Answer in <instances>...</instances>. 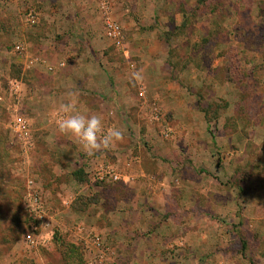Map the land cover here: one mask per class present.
<instances>
[{"label": "rangeland", "instance_id": "obj_1", "mask_svg": "<svg viewBox=\"0 0 264 264\" xmlns=\"http://www.w3.org/2000/svg\"><path fill=\"white\" fill-rule=\"evenodd\" d=\"M172 1L179 11L153 3L154 16L149 0L88 1L100 50L81 71L103 79L116 105L104 127L123 132L92 156L59 131L63 114H38L20 95L47 90L35 79L51 77L47 65L35 69L45 60L30 65L31 48L15 50L25 34L39 37L24 13L55 5L0 1V264H264V0ZM109 20L122 29L120 46L106 35ZM52 29L40 35H67ZM11 81L28 88L17 94ZM16 116L30 122L29 145L12 129ZM101 170L123 180L97 182ZM29 192L40 193L49 223L33 247L26 236L41 223ZM93 231L103 258L86 243Z\"/></svg>", "mask_w": 264, "mask_h": 264}, {"label": "crops", "instance_id": "obj_2", "mask_svg": "<svg viewBox=\"0 0 264 264\" xmlns=\"http://www.w3.org/2000/svg\"><path fill=\"white\" fill-rule=\"evenodd\" d=\"M15 1L16 0H14V2ZM88 1L89 0H30L31 3L36 2L38 5L40 4L42 9H45V7H47L48 5L51 6V4L53 6L55 5V7L52 6L53 10L50 12H45L44 10L38 12L41 22L46 20L53 21L49 23L48 26L43 22L42 27L40 26L41 22L39 21L37 27V32L38 30L39 32L36 34L39 37L32 40L28 34H25V43L23 44L27 46V51H29V48H31V53L34 54L33 57L36 56L37 59H40L42 61L45 60L46 62V64L44 65L35 66V69L43 72L41 69L47 71L48 66L49 72H47L51 75V77L45 78L43 77V73V75H38L39 77L35 79L36 83L40 82L41 79H43V81L41 82L44 85L46 84L48 86V88L46 86L47 90L45 89V87L38 88V85L35 89H33V87L28 88L27 85L23 84V82L19 83L16 81H11L10 86L12 90H14L17 94L19 93V90L22 91L28 88L26 96L20 94L22 100H24L23 104H25V101H37V104L42 106L37 107L40 111L38 112V114L42 113L47 115V112H49L48 115L51 116L63 114L59 111L60 105L62 103L74 101L77 110H79L81 113L85 115H99L102 117L104 123V114L108 115L109 112L107 113V110L108 108H111L109 107L110 104L108 103L116 106L115 104H113V96L110 97V95H106L104 98L103 79L92 78L88 75L83 76L84 71H81L84 65H86L89 69L94 66L96 62H98V60L95 61V53L97 50H100L98 49L99 45L94 44V42L97 40L96 30L94 29L92 22L89 21L88 18L89 16H91V14L96 13L94 12L96 6H90L88 4ZM98 2L100 3V7L104 9V0H98ZM149 2L154 7L153 16L155 13H157V15H160V12H158L153 3L162 4L166 8L169 7V11L171 12H173L172 9L174 6L177 11H179L178 7H180V5L173 2L172 0H153V2L152 0H149ZM100 13L103 14V12L101 11ZM66 21H73L74 24L70 25V28H68L66 26ZM54 26L58 27V29H56L57 32L61 34H67L66 37H60L57 39L55 35L53 37V40L49 41L47 39V36H50L48 33L47 35H45V33L43 35H40L42 31H46L47 27H49L48 29H50L48 31L52 32V27ZM75 36L85 38L82 39L83 45L82 43L80 44L75 41ZM27 40L29 42H27ZM88 57L91 60H88ZM97 65L100 67L99 64ZM50 66H52L53 69H50ZM50 83L51 86H49ZM66 84H74L76 90H69V92H67L68 95L66 94V92H61L62 90L60 88L64 89L63 87L66 86ZM76 85H79V87H76ZM72 93H75L76 95L72 96ZM3 99L4 98L0 97L1 101ZM115 99H117L116 95ZM52 101L54 102L55 107L53 108L55 109H52ZM49 120L50 119H48V121ZM51 122L53 123L52 120ZM58 147L59 146H56V149H58ZM86 164L85 166L84 164H82V168H85L87 166Z\"/></svg>", "mask_w": 264, "mask_h": 264}, {"label": "built area", "instance_id": "obj_3", "mask_svg": "<svg viewBox=\"0 0 264 264\" xmlns=\"http://www.w3.org/2000/svg\"><path fill=\"white\" fill-rule=\"evenodd\" d=\"M3 3H8L12 0H0ZM24 23L29 27H36L39 24V14L35 9H28L23 16ZM106 35L107 37L112 40L116 45L120 46L122 44L123 40V32L120 27V25L113 21L109 20L106 24ZM15 50L18 53H23L25 51V47L23 44H19L15 47ZM42 62L40 59H36L33 62H30V65L33 64H39ZM53 69V68H51ZM61 117V116H60ZM30 122L23 116H16L13 121L12 129L14 132L21 138L25 144L29 145L32 142V133L30 130ZM97 182H114L119 183L123 180V177L121 174L114 172L113 170H101L95 175L94 178ZM34 182L32 180L28 183L29 190L33 189ZM40 194V193H39ZM38 194V192H29L27 197V209L32 212V215H34V218L36 221L41 223V226L32 227V232L29 233L26 236L27 244L30 246H34L36 244V237L37 232L40 231L41 227H47L49 223H47V215L45 214V209L43 208V205L41 203V197ZM79 232L82 233L84 230V227L78 226L76 227ZM87 234L86 243L91 244L92 247L96 249H100V256L101 258L104 257V242L103 239H101V236L93 231L92 233H85Z\"/></svg>", "mask_w": 264, "mask_h": 264}, {"label": "clouds", "instance_id": "obj_4", "mask_svg": "<svg viewBox=\"0 0 264 264\" xmlns=\"http://www.w3.org/2000/svg\"><path fill=\"white\" fill-rule=\"evenodd\" d=\"M132 75L136 81L143 79L139 72ZM59 111L63 113L57 122L59 131L76 138L89 156L100 153L123 140V132L119 128L105 129L101 116L81 113L77 110L74 101L62 103Z\"/></svg>", "mask_w": 264, "mask_h": 264}, {"label": "trees", "instance_id": "obj_5", "mask_svg": "<svg viewBox=\"0 0 264 264\" xmlns=\"http://www.w3.org/2000/svg\"><path fill=\"white\" fill-rule=\"evenodd\" d=\"M77 180V179H76Z\"/></svg>", "mask_w": 264, "mask_h": 264}]
</instances>
